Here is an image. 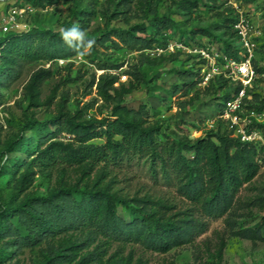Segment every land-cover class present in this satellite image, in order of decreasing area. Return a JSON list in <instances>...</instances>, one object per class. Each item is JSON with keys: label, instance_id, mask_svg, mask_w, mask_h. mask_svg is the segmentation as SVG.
Segmentation results:
<instances>
[{"label": "rangeland", "instance_id": "obj_1", "mask_svg": "<svg viewBox=\"0 0 264 264\" xmlns=\"http://www.w3.org/2000/svg\"><path fill=\"white\" fill-rule=\"evenodd\" d=\"M37 1L39 5L29 0H0V39L28 31L37 39L40 30L60 34L62 29L79 24L95 44L90 50L81 49L76 53L66 43L60 48L57 45L53 47L57 49L54 51L57 56L12 65V70L4 75L0 83V210L3 206H17L27 196L46 195L67 187L78 190L86 185L91 187L95 175L102 172L99 186L123 196L131 206L148 208L151 201H160L170 206L165 210L168 214L188 211L191 216L185 227L187 241L160 253L130 235L77 224L67 234L78 241L85 240L83 250L95 247L102 259L111 254L129 257V264H264V160L258 174L243 185L221 215H215L205 204H193L174 177H164L158 167L153 170L149 160L142 157L114 164L99 163L88 176H82L71 166L63 169L59 166L44 173L34 169L25 189L19 190L17 184V178L31 158L24 153L25 146L35 149L52 137L54 127L49 120L61 104L65 103L64 111L70 113L86 108V119L99 117L106 103L98 97L95 83L102 73L118 77L114 86L122 83L129 88L124 97L131 101V106L145 105L148 123L158 128L155 130L158 142L166 138L198 137L208 129L228 130V121L220 115L226 101L235 96L233 87L238 82L228 80L226 85H220L210 80L204 84L199 55L175 44L185 47L203 44L230 56L222 50L228 43L235 50V55L230 57L241 61L243 47L239 38L225 33L226 23L216 13L233 7L231 3L245 12L252 23L251 63L258 78L244 97V115L264 100V0H220L215 6L202 0L191 13L183 9L179 0ZM225 14L229 17L227 11ZM158 20L169 27L155 35L154 23ZM126 30L133 33V39H123L125 34L123 38L116 35ZM154 35L157 41L151 46L145 45L146 39ZM154 48L163 51L151 53ZM38 68L49 70L50 76L39 87L38 105L30 106L23 89ZM28 120H36L46 128L37 131L30 127ZM44 135L47 136L43 138ZM65 136L62 133L60 139ZM115 205L121 222L131 225L130 212L117 201ZM11 223H16L15 218ZM18 233L25 232L20 229ZM13 238L9 233L0 239V247L10 251L3 264H37L54 245L51 237L28 245L17 244Z\"/></svg>", "mask_w": 264, "mask_h": 264}, {"label": "trees", "instance_id": "obj_2", "mask_svg": "<svg viewBox=\"0 0 264 264\" xmlns=\"http://www.w3.org/2000/svg\"><path fill=\"white\" fill-rule=\"evenodd\" d=\"M29 1L33 5H39L37 0ZM205 1L215 6L220 0ZM179 3L191 13L202 0H179ZM226 11L229 17L225 14ZM216 14L226 23L225 33L238 37L233 27L236 21L235 9L229 6ZM83 19L80 20L84 21ZM154 25L155 35L162 34L169 27L162 20ZM38 33L37 39L29 31L8 34L0 39V83L4 81V75L12 70V65L51 59L57 56L54 52L57 49L53 47L58 45L60 48L65 44L58 32L40 30ZM116 35L126 40L134 37L129 30ZM155 35L147 38L145 45L151 46L156 42ZM50 48H53V52ZM80 50L74 48L72 53ZM222 50L230 56L235 55V50H231L228 43ZM49 76V70L38 68L29 77L23 93L30 106L38 105L39 87ZM215 80L220 85L228 83L222 77L211 81ZM117 81L115 74L102 73L98 76L96 93L106 103L105 108L100 110L99 117L86 119V108L70 113L64 111L65 103L59 106L57 114L49 120L54 127L52 137L35 149L25 146L24 153L31 158L17 178L18 189L23 190L30 184L34 169L44 173L59 166L62 169L71 166L76 167L82 176H88L99 163L114 164L131 157H142L149 160L153 170L158 167L164 177H174L182 193L193 204H205L215 215L224 213L243 185L251 182L258 174L264 160V144L241 141L239 137L232 136L230 128L222 132L208 129L198 137L185 136L178 140L166 138L163 142H158L155 135L158 128L148 123L145 105L139 103L131 106V101L124 97L130 91L129 88H125L122 83L114 86ZM239 88V84L233 87L235 93ZM225 97L228 99L227 94ZM261 103L255 110L263 109L264 100ZM27 122L37 131L46 128L36 120ZM253 125L259 128L264 137V124ZM62 133L66 135L64 139H60ZM94 139L103 142L93 143ZM20 145L23 146L22 143ZM101 177L102 172L97 173L91 187L86 185L80 190L67 187L46 195L27 196L15 207L3 206L0 210V239L12 233V241L28 245L51 237L54 245L42 255L37 264L130 263L129 257H119L116 254L102 259L95 247L83 250L85 240L78 241L72 234H67L77 224L95 225L102 231L130 235L147 248L160 253L187 241L185 227L191 216L188 211L168 214L165 210L170 206L160 201H151L148 208L143 205L131 206L123 196L110 191L106 186H99ZM116 201L132 215L131 225L122 223L118 218ZM13 218L15 224L11 223ZM20 229L25 233L20 235ZM9 253L10 251L0 247V264L5 262ZM218 255L221 257L220 249Z\"/></svg>", "mask_w": 264, "mask_h": 264}, {"label": "built area", "instance_id": "obj_3", "mask_svg": "<svg viewBox=\"0 0 264 264\" xmlns=\"http://www.w3.org/2000/svg\"><path fill=\"white\" fill-rule=\"evenodd\" d=\"M236 12V21L233 24L237 36L243 47V59L236 61L230 56L223 54L207 45L199 47H185L182 44H175L179 48H184L194 55H199L203 66L202 82L207 84L216 77H222L229 81H236L240 85L238 92L233 98L226 101L221 117L226 119L229 128L232 129V136L239 137L241 141H257L264 144V137L255 125L264 124V107L261 110L251 109L244 115L243 100L248 90L258 78V73L253 68L251 60L253 57L254 43L252 41V23L247 18L245 12L239 9L236 4L231 3ZM173 46L169 49L172 50ZM161 48L150 50L151 53L160 54Z\"/></svg>", "mask_w": 264, "mask_h": 264}, {"label": "clouds", "instance_id": "obj_4", "mask_svg": "<svg viewBox=\"0 0 264 264\" xmlns=\"http://www.w3.org/2000/svg\"><path fill=\"white\" fill-rule=\"evenodd\" d=\"M60 35L68 46L78 50H90L95 44V40L89 39L85 30L79 24H73L71 27L62 29ZM81 55H83V52H81Z\"/></svg>", "mask_w": 264, "mask_h": 264}]
</instances>
